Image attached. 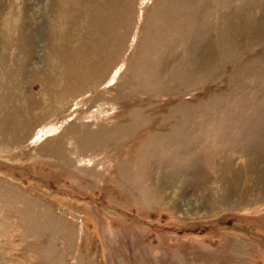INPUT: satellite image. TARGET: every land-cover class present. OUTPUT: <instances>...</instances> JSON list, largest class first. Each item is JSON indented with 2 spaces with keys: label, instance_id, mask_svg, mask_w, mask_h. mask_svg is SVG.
Listing matches in <instances>:
<instances>
[{
  "label": "rangeland",
  "instance_id": "obj_1",
  "mask_svg": "<svg viewBox=\"0 0 264 264\" xmlns=\"http://www.w3.org/2000/svg\"><path fill=\"white\" fill-rule=\"evenodd\" d=\"M0 264H264V0H0Z\"/></svg>",
  "mask_w": 264,
  "mask_h": 264
}]
</instances>
